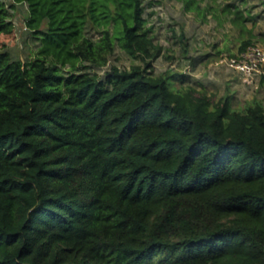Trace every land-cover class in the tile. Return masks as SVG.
<instances>
[{
	"label": "trees",
	"instance_id": "1",
	"mask_svg": "<svg viewBox=\"0 0 264 264\" xmlns=\"http://www.w3.org/2000/svg\"><path fill=\"white\" fill-rule=\"evenodd\" d=\"M145 1L0 0V35L24 5L37 44L0 51V264H264V107L154 75L145 10L256 17L244 0ZM116 47L141 63L91 71Z\"/></svg>",
	"mask_w": 264,
	"mask_h": 264
},
{
	"label": "rangeland",
	"instance_id": "2",
	"mask_svg": "<svg viewBox=\"0 0 264 264\" xmlns=\"http://www.w3.org/2000/svg\"><path fill=\"white\" fill-rule=\"evenodd\" d=\"M3 1L7 5L12 2ZM244 1L245 5L236 1L243 15L256 18L245 22L242 29L233 25L229 16L218 18L184 12L176 1H162L147 7L145 19L147 26L152 28L153 43L162 49L160 56L151 62L152 73L184 75L183 82L173 80L175 88H190L195 96L205 95L212 104L228 99L230 106L238 111L256 102L264 107V82L258 87L245 84L238 73L216 65L219 57L237 53L245 40L250 39L253 45L264 44V0ZM26 17V6L18 5L10 14L13 33L0 35V51H8L14 59L30 60L37 51V44L25 29ZM180 35L184 36L185 47L180 43ZM140 63L116 47L104 68L91 71L104 75L112 66L128 70Z\"/></svg>",
	"mask_w": 264,
	"mask_h": 264
},
{
	"label": "built area",
	"instance_id": "3",
	"mask_svg": "<svg viewBox=\"0 0 264 264\" xmlns=\"http://www.w3.org/2000/svg\"><path fill=\"white\" fill-rule=\"evenodd\" d=\"M216 65L238 73L245 84L258 87L264 80V44L250 46L228 57L221 56Z\"/></svg>",
	"mask_w": 264,
	"mask_h": 264
}]
</instances>
